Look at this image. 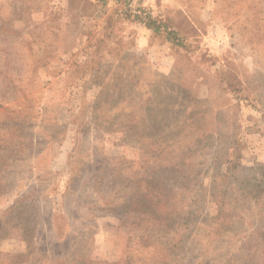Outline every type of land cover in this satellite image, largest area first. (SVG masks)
<instances>
[{
  "label": "rangeland",
  "instance_id": "obj_1",
  "mask_svg": "<svg viewBox=\"0 0 264 264\" xmlns=\"http://www.w3.org/2000/svg\"><path fill=\"white\" fill-rule=\"evenodd\" d=\"M0 221L1 264H264V0H0Z\"/></svg>",
  "mask_w": 264,
  "mask_h": 264
},
{
  "label": "trees",
  "instance_id": "obj_2",
  "mask_svg": "<svg viewBox=\"0 0 264 264\" xmlns=\"http://www.w3.org/2000/svg\"><path fill=\"white\" fill-rule=\"evenodd\" d=\"M148 27L152 29L156 34H161L163 31H167L169 29L165 24L161 22L160 24H157V21L152 20V19H150V23L148 24ZM169 33L172 34L174 37L178 36V34L174 31H170ZM160 197L162 198L155 197L156 200L158 199L157 202L156 200H152L153 203L157 204L156 211H154L152 207L144 205L143 202L138 204L137 209L134 210V212L136 213V215L134 216V219L136 220L135 225L137 227L144 228L146 226L147 228H153V229L159 228L161 231H165V232L170 231L174 228L175 222L171 218L174 217L173 208L175 207L173 205H169L165 201L163 202L164 196H160ZM18 203L19 202H17L15 206ZM110 205L115 206V203L112 201ZM15 206H12L6 213H4V215L12 214L13 210L16 209ZM156 213H159L158 216H156ZM126 214H128V212ZM11 218L14 219L15 214H13ZM1 225H2V222L0 221V227ZM180 239H182V237ZM138 241H142L141 246L151 245L153 246L154 250L162 249L163 251V252L161 251L163 253L162 258H160L159 256L152 258L151 261H156V262L150 263V264H156V263L164 264L165 262H169L174 257V253L176 251L180 252V248L182 247L180 240L175 242V239L164 240V243H163V242H159L158 239L153 238V236L146 237V238H143L142 236L138 238L137 244H139ZM171 245L172 247H170ZM73 262L75 263L74 259H73ZM87 263L89 264V262ZM116 264H133V261L131 259V256L127 255V256L122 257V259ZM143 264H148V263L145 262Z\"/></svg>",
  "mask_w": 264,
  "mask_h": 264
}]
</instances>
